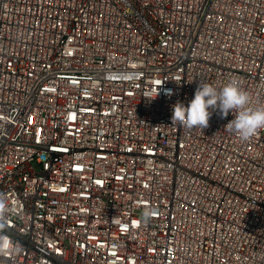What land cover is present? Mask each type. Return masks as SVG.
Wrapping results in <instances>:
<instances>
[{"label": "built area", "instance_id": "1", "mask_svg": "<svg viewBox=\"0 0 264 264\" xmlns=\"http://www.w3.org/2000/svg\"><path fill=\"white\" fill-rule=\"evenodd\" d=\"M232 78L264 0H0V264H264V130L171 121Z\"/></svg>", "mask_w": 264, "mask_h": 264}, {"label": "clouds", "instance_id": "2", "mask_svg": "<svg viewBox=\"0 0 264 264\" xmlns=\"http://www.w3.org/2000/svg\"><path fill=\"white\" fill-rule=\"evenodd\" d=\"M166 94L171 95V91L167 90ZM217 110L222 119L232 113L234 119L225 127L243 142L264 130V104H254L250 94L236 78L230 79L219 89L208 83L199 84L187 106L179 101L172 106L171 121L190 130H203L209 126V120ZM3 207V201H0V209ZM155 211L146 208L142 213L143 221L147 223Z\"/></svg>", "mask_w": 264, "mask_h": 264}]
</instances>
